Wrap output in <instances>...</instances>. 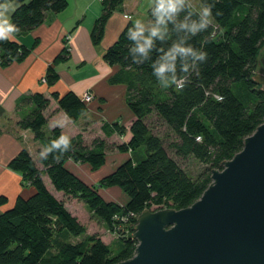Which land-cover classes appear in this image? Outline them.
<instances>
[{
	"label": "trees",
	"instance_id": "16d2710c",
	"mask_svg": "<svg viewBox=\"0 0 264 264\" xmlns=\"http://www.w3.org/2000/svg\"><path fill=\"white\" fill-rule=\"evenodd\" d=\"M16 1L10 20L20 30L13 35L33 29L48 12H59L67 5V0ZM198 1L212 3V0ZM122 2L100 0V13L89 32L94 45L101 41L107 19L113 11L121 9ZM146 16L147 22L152 20L150 7ZM212 16L213 23L206 31L183 42L208 54L205 62H196L199 74L189 65L190 83L183 91L160 86L151 68L158 55L155 49L150 50L144 63H133V55L140 57L129 53L135 42L127 37L134 25L128 22L102 53L106 63L119 67L108 81L125 85L124 99L132 113L128 126L118 120H101L102 135L89 142L81 132L69 135L71 149L59 160L53 158L58 153L46 160L38 157L40 166L26 147L8 160L7 167L20 175V185L31 186L34 191L26 197L17 196L0 211V264H116L133 254L137 241L131 233L136 215L143 208L178 209L190 204L211 181V169L221 168V161L242 147L243 138L264 120V89L254 79L264 45V0H217ZM183 18L181 12L178 19ZM174 40L175 34L163 42V48L167 49ZM154 43L161 46L160 40ZM30 51V47L13 38L0 40V64L22 61ZM68 57L64 38L63 47L47 64L43 76L47 84L58 79L55 64ZM180 63L178 57V75L182 74ZM51 96L71 120L87 110V104L72 90L52 91ZM48 104L49 98L40 92L24 94L16 104V108L30 105L17 120V126L30 129L42 148L62 133L58 126L45 128L44 110ZM151 117L165 126L172 140L165 141L163 134L153 131L148 121ZM112 135L119 140H110ZM113 151L130 155L93 183L85 182L65 165L72 160L95 170ZM188 156L204 164L195 175L176 158ZM44 174L56 191L82 200L92 217L116 233L120 242L117 251L97 233L86 231L64 201L47 188ZM110 186H118L127 195L125 203L102 197L99 189ZM6 201V196L0 195V205Z\"/></svg>",
	"mask_w": 264,
	"mask_h": 264
},
{
	"label": "crops",
	"instance_id": "0c3cea01",
	"mask_svg": "<svg viewBox=\"0 0 264 264\" xmlns=\"http://www.w3.org/2000/svg\"><path fill=\"white\" fill-rule=\"evenodd\" d=\"M5 2L13 5L18 3L16 0H5L3 3ZM143 2H146L144 6L149 4V0H123L121 9L113 11L107 19L104 34L98 46L92 43L89 32L92 23L100 13V0H67L64 9L55 13L48 12L44 21L38 26L27 32L12 34L11 38L30 47L31 51L22 61L0 64V195L7 198L1 208L9 207L17 196L26 197L34 191L31 186L20 185V175L7 167L8 160L22 147H26L31 155L33 150L38 157L42 149L30 129L17 126V120L30 106L16 108L22 95L31 92L43 93L49 98V104L44 110L47 118L45 128L48 130L56 124L63 133L68 135L81 132L86 142L97 135H102L101 120H118L128 126L132 113L124 99L125 85L108 81L119 67L106 63L102 53L118 37L125 25L144 11L141 9ZM11 12L8 14L9 17ZM64 38L67 40L69 57L55 64L58 79L49 85L42 80V77L47 64L63 47ZM83 63H88L89 66L84 67ZM68 90H72L80 97L85 91L92 94L91 101L86 103L87 110L75 120H71L64 111L59 109L56 100L51 96L52 91L64 93ZM61 124L63 127L59 126ZM129 155L128 152H109L104 164L110 158L113 169L119 160ZM104 164L92 170L86 163L72 160H67L65 163L72 172L88 183L100 178L101 175H96V171L104 167ZM42 177L45 184V179H48L50 183L46 174ZM50 185L46 184L47 188L55 196L62 198L60 197L62 192L52 189ZM104 189L110 194L120 193L117 186ZM104 189H99L100 193L103 192L102 197L116 201L106 194Z\"/></svg>",
	"mask_w": 264,
	"mask_h": 264
},
{
	"label": "water",
	"instance_id": "95a60500",
	"mask_svg": "<svg viewBox=\"0 0 264 264\" xmlns=\"http://www.w3.org/2000/svg\"><path fill=\"white\" fill-rule=\"evenodd\" d=\"M254 79L264 89V72ZM220 164L190 204L143 208L133 254L116 264H264V120Z\"/></svg>",
	"mask_w": 264,
	"mask_h": 264
},
{
	"label": "clouds",
	"instance_id": "9594fccd",
	"mask_svg": "<svg viewBox=\"0 0 264 264\" xmlns=\"http://www.w3.org/2000/svg\"><path fill=\"white\" fill-rule=\"evenodd\" d=\"M217 0H212V3H202L199 9L195 8L192 0H149L152 20L145 23L136 20L131 29L127 33L128 39L134 41V45L129 48V53L139 54L132 56V61L135 64H142L148 58L149 52L152 49L158 53L155 60H152V74L157 77L162 88L174 87L177 92L183 91L186 84L190 83V75H188L189 65L195 68L199 74L197 61L203 63L207 60V52L198 50L191 43L184 44L190 36L206 31L213 23L212 9ZM17 5L8 2L0 3V40H8L13 33L20 29L17 25L11 23L9 12L14 11ZM184 12V18L178 19L179 14ZM219 14V13H217ZM196 19H192L193 16ZM172 28L169 29V24ZM183 32V35L180 33ZM147 33V35H145ZM175 34V40L167 49L163 48V42L170 40ZM155 40L161 41V46L157 47ZM179 57L180 72L177 74V58ZM91 97L88 98L89 102ZM218 99H222L218 97ZM56 127V124L52 125ZM63 127V125H59ZM71 149V138L66 133L52 140L45 145L40 153L39 158L46 160L49 155H54L55 160Z\"/></svg>",
	"mask_w": 264,
	"mask_h": 264
},
{
	"label": "rangeland",
	"instance_id": "374dc122",
	"mask_svg": "<svg viewBox=\"0 0 264 264\" xmlns=\"http://www.w3.org/2000/svg\"><path fill=\"white\" fill-rule=\"evenodd\" d=\"M145 3L146 2H143L142 5H141V9H144V11H142L141 14H138L137 17L134 20H132V23L133 24H134V22L136 20H140V21H143V22L146 21V23H147L146 12H147V9L149 8V4H147V6H144ZM192 3L194 5V7L197 8V9H199V7L201 6V3H199L198 0H192ZM93 23H92V25H93ZM104 29H105V25H104ZM90 30H91V28H90ZM103 34H104V32H103ZM98 45L99 44H96L95 46H98ZM263 51H264V45L261 48V51L260 52L262 53ZM261 53H260V56H261ZM60 62H62V61H60ZM82 66L88 67L89 64L88 63H83ZM260 72H264L263 66L261 65V63L258 64V67L254 71V75L255 74H258ZM18 113H19V111H18ZM148 121L152 123V129H153L154 132H157L160 135L163 134V137H164L165 141L167 139H170V140L173 139L172 135L169 134L168 131L165 129V126L163 124H161V123H158L155 120L154 117L149 118ZM115 138H116V136L115 135H112L110 137V140L115 139ZM116 140H119V138L117 137ZM169 152L172 154V151L171 150H169ZM32 153H33L32 155H33V158L35 159L36 163L38 165H40L39 162H38V154L36 155V153L33 152V150H32ZM115 156H117V155H115ZM176 158L178 159L179 163L191 175L197 174V172L200 171L203 168V166H204V164L202 162L194 159L192 156H188L186 158H182V157H180V158L176 157ZM104 165H105L104 167H102L98 171H96V175H101L102 176V175H105L106 173H108L109 171H111L112 170V167H113L112 166L113 165V162H111V159L108 158L106 164H104ZM75 175L78 176L77 174H75ZM78 177L81 178L80 176H78ZM47 180L48 179H45L46 184L50 185L51 183H49V181H47ZM50 186L52 187V185H50ZM51 187H50V189H51ZM52 189H53V187H52ZM102 189H104V188H102ZM103 191L106 194H108L110 197L114 198L116 201H119V202L120 201H122V202L123 201H126V199L128 198L127 195L121 189H120V193L118 195L110 194L109 191H106V189H104ZM100 194L103 196V192L102 191H101ZM56 197H58V196H56ZM60 197H62L61 199L64 201V204L68 208V210L72 214H74L81 223H83L86 226V231L88 233H97L99 235V237L104 242L109 243V245H110V247L112 248L113 251H117L119 249L120 242L117 239L118 237H117L116 233L109 231L108 229L105 228V226L103 225V223L101 221H99L98 219L92 217L89 214L88 210H87L86 204L82 200H80V199H78L76 197H72L70 195H65L63 193L60 194ZM123 203H120V204H123ZM2 205H4V204H2ZM2 210H4V208H1V205H0V211H2Z\"/></svg>",
	"mask_w": 264,
	"mask_h": 264
},
{
	"label": "built area",
	"instance_id": "2783aa9c",
	"mask_svg": "<svg viewBox=\"0 0 264 264\" xmlns=\"http://www.w3.org/2000/svg\"><path fill=\"white\" fill-rule=\"evenodd\" d=\"M42 80L45 81V78L42 77ZM89 97L92 98V94H91L89 91H85V92H83L82 95H81V99H82L85 103H87V102L89 101V100H88Z\"/></svg>",
	"mask_w": 264,
	"mask_h": 264
},
{
	"label": "flooded vegetation",
	"instance_id": "af4514ba",
	"mask_svg": "<svg viewBox=\"0 0 264 264\" xmlns=\"http://www.w3.org/2000/svg\"><path fill=\"white\" fill-rule=\"evenodd\" d=\"M262 57H264V51L261 53L260 58H262ZM263 70H264V68H263Z\"/></svg>",
	"mask_w": 264,
	"mask_h": 264
}]
</instances>
